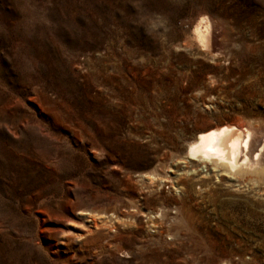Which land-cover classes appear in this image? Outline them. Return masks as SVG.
Masks as SVG:
<instances>
[{
	"label": "rangeland",
	"instance_id": "rangeland-1",
	"mask_svg": "<svg viewBox=\"0 0 264 264\" xmlns=\"http://www.w3.org/2000/svg\"><path fill=\"white\" fill-rule=\"evenodd\" d=\"M225 124L264 136V0H0V264H264V177L186 166Z\"/></svg>",
	"mask_w": 264,
	"mask_h": 264
},
{
	"label": "bare ground",
	"instance_id": "bare-ground-1",
	"mask_svg": "<svg viewBox=\"0 0 264 264\" xmlns=\"http://www.w3.org/2000/svg\"><path fill=\"white\" fill-rule=\"evenodd\" d=\"M207 20L194 26L191 41L210 51L217 28ZM185 156L192 173L208 168L217 177L225 176L234 182L251 180L255 185L258 180L254 178L264 177V136L257 124H225L200 132L188 143ZM154 179L157 178L151 177Z\"/></svg>",
	"mask_w": 264,
	"mask_h": 264
}]
</instances>
